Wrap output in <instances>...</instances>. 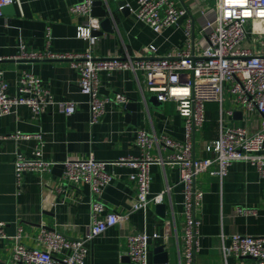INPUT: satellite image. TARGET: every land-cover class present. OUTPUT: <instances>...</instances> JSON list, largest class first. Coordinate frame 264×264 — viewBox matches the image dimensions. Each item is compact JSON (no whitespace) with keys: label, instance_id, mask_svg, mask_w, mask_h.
<instances>
[{"label":"crops","instance_id":"1","mask_svg":"<svg viewBox=\"0 0 264 264\" xmlns=\"http://www.w3.org/2000/svg\"><path fill=\"white\" fill-rule=\"evenodd\" d=\"M80 0H21L13 7L3 8L0 15V56L11 57L21 48L38 52H84L89 49L94 55L124 56L126 53L140 54L151 43L158 47V55H167L186 48L187 35L184 19L161 32H156L147 22L136 19L126 7L119 9L115 2L112 18L113 31L103 32L90 40L78 36V27L84 17L73 12L71 6ZM137 7L138 0H127ZM210 2L215 0H208ZM93 16V15H92ZM98 18V17H97ZM199 26L194 25L196 37ZM48 28L51 35L48 36ZM97 29V30H98ZM200 33V31H199ZM244 45L260 52L264 45V34L250 33ZM8 92L15 94L24 71L39 75L44 85L57 100H72L77 103L72 113L61 111L58 104L50 105L45 112L35 117L30 108L20 106L15 113L0 116V133L22 130L40 134L41 138H8L0 147V221L4 222L5 236L0 238V264L9 258L16 243V234L22 227L21 241L27 246L46 248L39 240L43 227L57 228L70 237L88 238L91 232V203L96 196L87 182L69 183L64 177V162L70 157L87 158L94 155L101 160H117L124 156L140 155L136 144V132L144 128L158 134H167L184 141L185 118L178 113L176 102L167 100L161 106L152 104L142 75L130 69L101 71L99 89L103 96L116 97L125 94L128 102L138 101L136 118L130 108L110 100L105 112L92 121L89 95L78 86L79 70L68 59L1 61ZM232 109L225 112L224 122L232 126H247L259 130L264 114L257 109H247L226 91L222 104L209 102L206 105L207 125L203 132L195 134V156L207 155L203 141L218 136L220 107ZM42 143V156L52 160V169L45 174L39 171H24L21 188L16 183V152L33 156V150ZM164 154L168 150H164ZM217 162L199 173L196 185L204 191L197 206V218L201 221L200 250L196 264H219L224 261L222 245H229L237 232L264 236V177L257 166L249 161L238 160L229 166L223 177L214 173ZM110 171L118 174L104 187L100 199L113 210L125 215L119 222L93 240L86 242L87 264H136L125 255L128 234L146 230L158 232L150 242V262L154 264L155 248L165 244L169 253V264H181L185 246V193L180 182L179 165L152 164L151 191L165 190L164 208L150 204L146 211L133 210L136 200V184L130 179L134 170L127 164H110ZM238 206L255 208V213H239ZM230 264H258L254 257H229Z\"/></svg>","mask_w":264,"mask_h":264},{"label":"built area","instance_id":"2","mask_svg":"<svg viewBox=\"0 0 264 264\" xmlns=\"http://www.w3.org/2000/svg\"><path fill=\"white\" fill-rule=\"evenodd\" d=\"M94 0H80L71 6V10L82 14V24L78 27V36L94 39V30L100 28V21L92 16ZM21 4V0H0V15L9 4ZM128 7L134 17L147 22L156 32L163 31L185 16L187 46L167 55L157 54V45L151 43L140 54L126 53L124 56L109 55L98 57L89 49L84 52H38L21 48L11 56H0V116L17 112L20 106L30 108L37 117L52 104H58L61 111L72 113L76 110L75 101L57 100L43 79L30 71H24L19 79L15 94L8 92L1 61L6 58L16 60L68 59L79 70L78 86L89 95L92 108V121H96L106 110L108 101L126 105L128 97L118 93L116 97L103 96L99 89L101 71L130 69L136 75H142L147 92L157 94L162 102H176V109L185 118L186 138L184 141L158 134L144 128L137 129L136 144L140 155H129L117 160H101L94 155L87 158L70 157L63 163L64 177L69 183L87 182L94 194L91 203V232L88 238L70 237L57 228L43 227L39 240L46 248L27 246L21 241L22 227L19 228L9 258L4 264H87L86 242L93 240L109 227L126 219L117 211H107V205L100 199L104 187L118 174L110 171V164H127L134 170L130 179L136 184V200L133 210L146 211L150 204L165 201V190L151 191V166L179 165L180 182L185 193V229L183 245L184 258L181 264H196L200 250L197 206L204 191L197 187V175L217 162L218 169L213 171L223 177L229 166L238 160L255 164L264 177V121L259 130L247 126H232L224 122L225 112L220 107V128L218 136L203 141V150L207 155L195 156V134L203 132L207 120L206 105L209 102L222 104L223 94L230 91L234 98L247 109H257L264 114V45L260 52H254L244 45L249 32L264 34V0H138L137 7L119 5L122 10ZM198 24L201 36H195L193 28ZM51 35L48 28V36ZM41 138L40 134H31L16 130L0 133V147L8 138ZM42 143L28 157L19 151L15 156L16 183L21 188L24 171L48 173L55 162L42 156ZM164 150H168L164 154ZM239 213H255L256 209L238 206ZM5 223L0 221V238L5 236ZM158 232L149 234L146 230L137 234H128L124 254L136 264H151L149 240L158 236ZM224 261L230 264L229 257L250 256L264 264V236L237 232L229 245H222Z\"/></svg>","mask_w":264,"mask_h":264},{"label":"water","instance_id":"3","mask_svg":"<svg viewBox=\"0 0 264 264\" xmlns=\"http://www.w3.org/2000/svg\"><path fill=\"white\" fill-rule=\"evenodd\" d=\"M115 2L118 5H122L126 3V0H94L93 1V8H92V15L95 17H98L99 21L101 22V25L103 27V30L107 31H113L112 28V18L115 13ZM14 4H9L4 6V8H10L13 7ZM125 9V8H124ZM122 9V10H124ZM185 16L181 17V19H184ZM102 30H94L93 34L98 35L101 34ZM149 102L152 104L161 106L162 101L158 99L157 94H151L148 96ZM128 108L133 111V118H136V112L138 109V101L135 99H131L127 103ZM158 207L164 208V204H158ZM151 242V239L149 240V244ZM155 259L154 264H169V253L168 250L165 248V244H160L156 246L155 248Z\"/></svg>","mask_w":264,"mask_h":264},{"label":"rangeland","instance_id":"4","mask_svg":"<svg viewBox=\"0 0 264 264\" xmlns=\"http://www.w3.org/2000/svg\"><path fill=\"white\" fill-rule=\"evenodd\" d=\"M208 2L210 3V1H208ZM211 4L214 5V1H212ZM196 25L198 26V24H196ZM196 30H197V36H199L200 33H199V31H198V27L196 28Z\"/></svg>","mask_w":264,"mask_h":264},{"label":"trees","instance_id":"5","mask_svg":"<svg viewBox=\"0 0 264 264\" xmlns=\"http://www.w3.org/2000/svg\"><path fill=\"white\" fill-rule=\"evenodd\" d=\"M206 125H207V120H206V122H205L204 128L206 127Z\"/></svg>","mask_w":264,"mask_h":264}]
</instances>
